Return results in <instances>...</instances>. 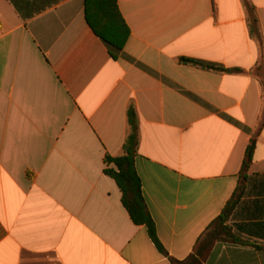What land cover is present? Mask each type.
Here are the masks:
<instances>
[{"label":"crops","instance_id":"1","mask_svg":"<svg viewBox=\"0 0 264 264\" xmlns=\"http://www.w3.org/2000/svg\"><path fill=\"white\" fill-rule=\"evenodd\" d=\"M116 3L129 35L112 57L84 0H0V264H171L238 186L264 104V0ZM130 106L163 252L104 173ZM227 224L239 241L203 264H264V126Z\"/></svg>","mask_w":264,"mask_h":264},{"label":"trees","instance_id":"2","mask_svg":"<svg viewBox=\"0 0 264 264\" xmlns=\"http://www.w3.org/2000/svg\"><path fill=\"white\" fill-rule=\"evenodd\" d=\"M84 17L88 26L108 47L110 55L121 51L129 35V29L124 22L116 0H84ZM253 18V22H255ZM201 67H211L191 59H180ZM222 70V69H220ZM260 80L264 81L261 66L257 69ZM136 114L130 106L127 111L129 132L122 145V152L117 156L104 157V173L114 179L121 192V202L136 225H144L150 239L156 248L163 252V248L155 233L154 224L145 207L141 194L140 180L134 167V156L137 147ZM264 126V104L260 120L252 131L248 144L244 151L243 160L239 169V183L232 197L225 204L221 214L209 225V227L197 239L192 252L183 260L171 259V264H203L213 245L217 241L238 242L239 239L232 234L227 224L229 216L237 205L241 194L243 182L246 180L248 170L253 160L257 137Z\"/></svg>","mask_w":264,"mask_h":264}]
</instances>
